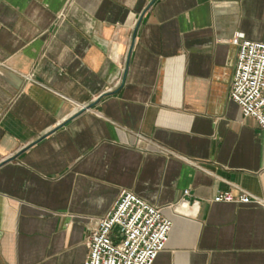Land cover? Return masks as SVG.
I'll use <instances>...</instances> for the list:
<instances>
[{
  "label": "crops",
  "instance_id": "0c3cea01",
  "mask_svg": "<svg viewBox=\"0 0 264 264\" xmlns=\"http://www.w3.org/2000/svg\"><path fill=\"white\" fill-rule=\"evenodd\" d=\"M238 32L264 42V0H0V264H83L123 190L173 221L154 264H264Z\"/></svg>",
  "mask_w": 264,
  "mask_h": 264
},
{
  "label": "built area",
  "instance_id": "2783aa9c",
  "mask_svg": "<svg viewBox=\"0 0 264 264\" xmlns=\"http://www.w3.org/2000/svg\"><path fill=\"white\" fill-rule=\"evenodd\" d=\"M232 43L239 48L231 98L245 117H253L264 131V42L238 32ZM190 191L185 190V196ZM215 202L259 201L248 192H219ZM199 201L184 197L178 204L195 208ZM190 210V209H189ZM191 212V211H190ZM173 221L161 207L136 193L123 190L113 208L98 219L87 236L89 253L83 264H154L166 248Z\"/></svg>",
  "mask_w": 264,
  "mask_h": 264
},
{
  "label": "bare ground",
  "instance_id": "6f19581e",
  "mask_svg": "<svg viewBox=\"0 0 264 264\" xmlns=\"http://www.w3.org/2000/svg\"><path fill=\"white\" fill-rule=\"evenodd\" d=\"M179 208H183L184 209V212H189L190 211L186 205H180L178 207V210H179Z\"/></svg>",
  "mask_w": 264,
  "mask_h": 264
}]
</instances>
